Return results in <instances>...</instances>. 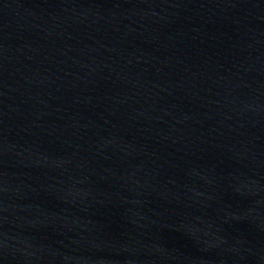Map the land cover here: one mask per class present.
Returning <instances> with one entry per match:
<instances>
[{
	"label": "water",
	"instance_id": "1",
	"mask_svg": "<svg viewBox=\"0 0 264 264\" xmlns=\"http://www.w3.org/2000/svg\"><path fill=\"white\" fill-rule=\"evenodd\" d=\"M0 264H264V0H0Z\"/></svg>",
	"mask_w": 264,
	"mask_h": 264
}]
</instances>
